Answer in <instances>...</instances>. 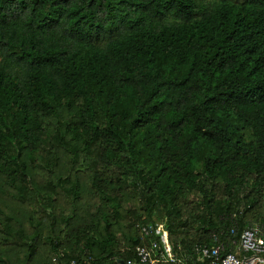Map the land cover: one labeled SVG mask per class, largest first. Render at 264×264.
I'll return each instance as SVG.
<instances>
[{
	"label": "trees",
	"instance_id": "1",
	"mask_svg": "<svg viewBox=\"0 0 264 264\" xmlns=\"http://www.w3.org/2000/svg\"><path fill=\"white\" fill-rule=\"evenodd\" d=\"M158 223L180 254L264 227V0H0V264Z\"/></svg>",
	"mask_w": 264,
	"mask_h": 264
},
{
	"label": "built area",
	"instance_id": "2",
	"mask_svg": "<svg viewBox=\"0 0 264 264\" xmlns=\"http://www.w3.org/2000/svg\"><path fill=\"white\" fill-rule=\"evenodd\" d=\"M154 231L160 242L136 247L135 257L123 264H264V227L258 224L243 230L233 242V251L226 254H222L221 244L196 245L193 254H180L175 252L163 223L156 224ZM119 260L116 259L117 264H121ZM71 264H91V260L84 259L81 263L80 258L73 259Z\"/></svg>",
	"mask_w": 264,
	"mask_h": 264
},
{
	"label": "water",
	"instance_id": "3",
	"mask_svg": "<svg viewBox=\"0 0 264 264\" xmlns=\"http://www.w3.org/2000/svg\"><path fill=\"white\" fill-rule=\"evenodd\" d=\"M119 262H120L121 264H123V263H124V261H123V260H121V259L119 260Z\"/></svg>",
	"mask_w": 264,
	"mask_h": 264
}]
</instances>
